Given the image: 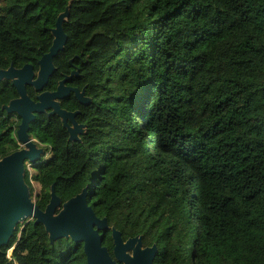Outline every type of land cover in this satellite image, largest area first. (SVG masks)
Masks as SVG:
<instances>
[{
	"label": "trees",
	"instance_id": "obj_1",
	"mask_svg": "<svg viewBox=\"0 0 264 264\" xmlns=\"http://www.w3.org/2000/svg\"><path fill=\"white\" fill-rule=\"evenodd\" d=\"M23 183L59 216L86 191L106 227L156 248L153 264H264V0H0V71L52 48ZM17 88L0 78V163L20 149ZM77 135L70 138V128ZM27 165L34 168L31 175ZM12 250V259H5ZM87 264L83 243L17 222L0 264Z\"/></svg>",
	"mask_w": 264,
	"mask_h": 264
},
{
	"label": "water",
	"instance_id": "obj_2",
	"mask_svg": "<svg viewBox=\"0 0 264 264\" xmlns=\"http://www.w3.org/2000/svg\"><path fill=\"white\" fill-rule=\"evenodd\" d=\"M55 52L53 47L51 52L41 60V70L35 80H32L33 73L30 65L24 66L21 70L0 71V78L10 79L20 94V99L13 101L8 110L15 111L21 119L17 130L20 149L0 163V244L7 241L17 222L31 216L36 222L45 225L51 241L70 236L74 241L82 242L87 264H153L156 253L154 246L143 248L140 238L137 237L123 242L120 233L116 230L112 231L114 259L108 254L107 249L102 247L103 237L99 235V230L106 227L105 220L98 219L86 204V191L66 202L59 216H54V211L59 206V199L53 191L44 211L37 207L35 201H31L22 180L23 165L25 160H37L42 150L38 149L28 136L29 123L34 120L35 112L49 108L61 115L64 121L67 117L71 118L70 114L60 109L56 101L65 97L68 89L60 86L54 93H42L38 97V102H33L26 95L24 88L27 84L39 88L47 82L49 70H51L50 58ZM21 73L25 74L27 80L20 78ZM51 98L55 99V103L48 101ZM75 128H70V138L77 135V133L74 134Z\"/></svg>",
	"mask_w": 264,
	"mask_h": 264
},
{
	"label": "rangeland",
	"instance_id": "obj_3",
	"mask_svg": "<svg viewBox=\"0 0 264 264\" xmlns=\"http://www.w3.org/2000/svg\"><path fill=\"white\" fill-rule=\"evenodd\" d=\"M20 78L23 79V80H27L24 73H21V77ZM48 101L55 103V99L54 98H51L50 100L48 99ZM76 133H77V129L75 128L74 129V134H76ZM37 148L40 149L39 147H37ZM28 161L29 160H25L23 166H25ZM27 170L30 172L31 175L35 174L34 168L31 167V166H29V165H27ZM32 186H33V189H34V193H33V197H32V200L31 201L33 202L36 199V195L39 193L40 187H39V185L36 182H32ZM32 219H33V217L28 216V217H26L24 219H21V222L27 223V222L31 221Z\"/></svg>",
	"mask_w": 264,
	"mask_h": 264
},
{
	"label": "flooded vegetation",
	"instance_id": "obj_4",
	"mask_svg": "<svg viewBox=\"0 0 264 264\" xmlns=\"http://www.w3.org/2000/svg\"><path fill=\"white\" fill-rule=\"evenodd\" d=\"M41 153H42V151H41ZM40 153V154H41ZM0 246H1V244H0ZM5 259H7V260H11L12 259V250H9V251H7V253H6V255H5ZM3 264H10V263H3Z\"/></svg>",
	"mask_w": 264,
	"mask_h": 264
}]
</instances>
